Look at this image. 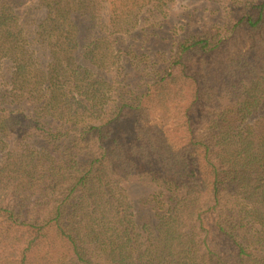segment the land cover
I'll return each mask as SVG.
<instances>
[{"label": "trees", "instance_id": "1", "mask_svg": "<svg viewBox=\"0 0 264 264\" xmlns=\"http://www.w3.org/2000/svg\"><path fill=\"white\" fill-rule=\"evenodd\" d=\"M181 1L0 0V264H264V0Z\"/></svg>", "mask_w": 264, "mask_h": 264}, {"label": "rangeland", "instance_id": "2", "mask_svg": "<svg viewBox=\"0 0 264 264\" xmlns=\"http://www.w3.org/2000/svg\"><path fill=\"white\" fill-rule=\"evenodd\" d=\"M199 5V3L197 4ZM196 5V6H197ZM195 6V3L194 2H188V1H181L177 4V6L174 8V10H172V14L175 15V14H179L181 11H183L186 7H189L192 8ZM131 192L134 193V195L136 197H138V195H142L144 193V189L142 187H140V185L138 186H133L131 188Z\"/></svg>", "mask_w": 264, "mask_h": 264}]
</instances>
